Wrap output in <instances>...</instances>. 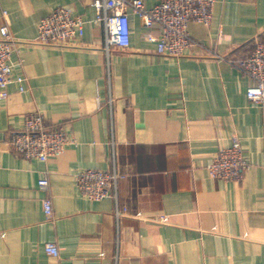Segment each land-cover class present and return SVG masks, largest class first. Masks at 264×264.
<instances>
[{
  "label": "crops",
  "instance_id": "crops-1",
  "mask_svg": "<svg viewBox=\"0 0 264 264\" xmlns=\"http://www.w3.org/2000/svg\"><path fill=\"white\" fill-rule=\"evenodd\" d=\"M58 6L84 18L83 38L36 43ZM95 17L91 0H0L26 77L0 100V264H264V103L249 101L253 81L233 63L264 35V0H216L181 56L159 53L132 12L130 48L107 52ZM35 111L73 139L46 162L7 143ZM233 137L250 167L240 181L211 177L207 163ZM86 168L116 171V195L87 199L75 179Z\"/></svg>",
  "mask_w": 264,
  "mask_h": 264
},
{
  "label": "built area",
  "instance_id": "built-area-1",
  "mask_svg": "<svg viewBox=\"0 0 264 264\" xmlns=\"http://www.w3.org/2000/svg\"><path fill=\"white\" fill-rule=\"evenodd\" d=\"M216 0H159L147 7L144 0H91L96 10L92 20L103 28V47L109 52L112 47L125 50L131 46V12L142 20L146 31L144 37L154 43L161 54L181 56L192 44L189 31L191 22L210 26L212 8ZM6 15V11L4 12ZM85 20L69 6L55 7L38 23L35 42L41 45H70L80 41L85 34ZM0 100L8 99L9 88L15 85L18 91H25L26 77L16 66H22L23 59L15 62L13 57L20 52V42L10 32L8 25L0 27ZM233 63L248 76L253 84L246 94L253 103H264V35L253 50ZM73 142L65 125L49 127L43 113L35 111L25 115L23 127L10 132L7 143L18 155L27 159L46 162L50 157L61 155ZM250 167L241 140L233 137L231 143L220 149L207 163L211 177L240 181ZM121 176L116 171L86 168L75 173L80 192L91 201H99L116 195ZM39 186L47 189L48 175L44 173ZM45 213H53L50 199L44 201ZM162 219H167L164 215ZM45 252L59 257L56 242L47 241Z\"/></svg>",
  "mask_w": 264,
  "mask_h": 264
}]
</instances>
